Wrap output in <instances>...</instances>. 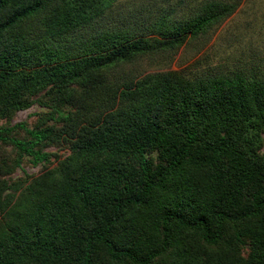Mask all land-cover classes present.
<instances>
[{"label": "trees", "instance_id": "16d2710c", "mask_svg": "<svg viewBox=\"0 0 264 264\" xmlns=\"http://www.w3.org/2000/svg\"><path fill=\"white\" fill-rule=\"evenodd\" d=\"M113 3L0 0V120L46 111L32 128L0 124V142L34 165L61 138L70 149L48 190L36 183L0 224V264H264V76L157 71L115 87L100 110L75 107L102 71L148 52L149 34L180 46L237 5L207 1L147 37H71Z\"/></svg>", "mask_w": 264, "mask_h": 264}, {"label": "rangeland", "instance_id": "374dc122", "mask_svg": "<svg viewBox=\"0 0 264 264\" xmlns=\"http://www.w3.org/2000/svg\"><path fill=\"white\" fill-rule=\"evenodd\" d=\"M210 0H114L111 8L98 24L78 30L71 37L88 38L101 30L123 33L133 30L147 35L160 19L181 20L198 12L203 3ZM235 3L233 13L212 25L206 32L189 36L180 45L170 47L157 34H149L151 49L121 61L99 74L102 80L93 90L77 93V108H97L118 85L131 78L141 77L157 71L176 70L189 78L204 74H228L242 72L257 77L264 76V0H219ZM159 40V41H158ZM92 113L94 111H91ZM46 111L38 105L15 112L9 118H2L1 125L24 122L32 128ZM14 135L24 137L22 130ZM260 152L264 153V135ZM45 151L53 153L50 163L32 164L26 156H20L10 144L0 142V224L10 223L19 209L29 204V190L36 183L47 191V174L57 170L60 162L70 153L63 138L47 146ZM18 162V163H17ZM39 189V191H40ZM28 193V194H27ZM244 254L246 251H243Z\"/></svg>", "mask_w": 264, "mask_h": 264}]
</instances>
